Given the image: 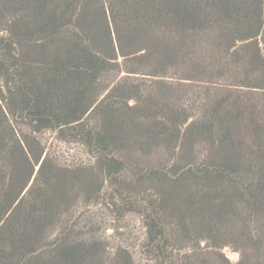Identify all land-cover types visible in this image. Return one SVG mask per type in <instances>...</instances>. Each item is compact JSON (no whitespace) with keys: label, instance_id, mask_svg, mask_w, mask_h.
Here are the masks:
<instances>
[{"label":"trees","instance_id":"16d2710c","mask_svg":"<svg viewBox=\"0 0 264 264\" xmlns=\"http://www.w3.org/2000/svg\"><path fill=\"white\" fill-rule=\"evenodd\" d=\"M94 206L149 264H264V0H0V264H135Z\"/></svg>","mask_w":264,"mask_h":264},{"label":"rangeland","instance_id":"374dc122","mask_svg":"<svg viewBox=\"0 0 264 264\" xmlns=\"http://www.w3.org/2000/svg\"><path fill=\"white\" fill-rule=\"evenodd\" d=\"M43 143L47 150L56 154L60 163L82 161L86 164L91 161L83 149L77 145L60 143L54 135L49 133H44ZM86 216L87 220L85 221H89L94 228L98 229L111 250L125 249L132 256L135 264H149L140 253L139 245L144 230L137 217L133 215L119 216L100 206L89 207ZM223 252L232 262L237 261L238 255L231 249L224 248Z\"/></svg>","mask_w":264,"mask_h":264},{"label":"water","instance_id":"95a60500","mask_svg":"<svg viewBox=\"0 0 264 264\" xmlns=\"http://www.w3.org/2000/svg\"><path fill=\"white\" fill-rule=\"evenodd\" d=\"M37 170V169H36Z\"/></svg>","mask_w":264,"mask_h":264}]
</instances>
